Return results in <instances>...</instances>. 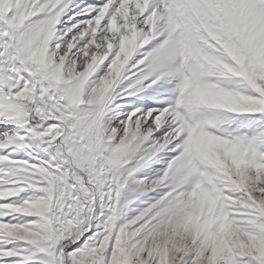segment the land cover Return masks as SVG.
Masks as SVG:
<instances>
[{
    "label": "snow or ice",
    "instance_id": "6c2138e0",
    "mask_svg": "<svg viewBox=\"0 0 264 264\" xmlns=\"http://www.w3.org/2000/svg\"><path fill=\"white\" fill-rule=\"evenodd\" d=\"M0 264H264V0H0Z\"/></svg>",
    "mask_w": 264,
    "mask_h": 264
}]
</instances>
